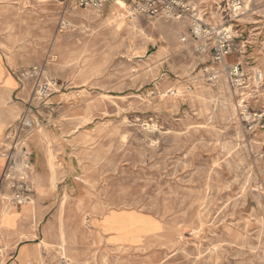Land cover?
Returning a JSON list of instances; mask_svg holds the SVG:
<instances>
[{
    "label": "rangeland",
    "instance_id": "1",
    "mask_svg": "<svg viewBox=\"0 0 264 264\" xmlns=\"http://www.w3.org/2000/svg\"><path fill=\"white\" fill-rule=\"evenodd\" d=\"M116 1L0 0L1 58L43 73L21 86L32 193L17 206L49 243L35 263L64 245L69 264H264V0H207L232 32L223 64L174 21L125 13L119 28ZM117 211L158 228L133 242Z\"/></svg>",
    "mask_w": 264,
    "mask_h": 264
},
{
    "label": "built area",
    "instance_id": "2",
    "mask_svg": "<svg viewBox=\"0 0 264 264\" xmlns=\"http://www.w3.org/2000/svg\"><path fill=\"white\" fill-rule=\"evenodd\" d=\"M62 5L75 9L102 10L108 0H58ZM129 5L133 17L145 16L151 19L174 21L188 29L191 39L198 52H212L213 61L217 64L225 63L227 57L232 53L233 36L227 28L215 27L209 22L208 17L212 14L207 0H121ZM237 72V70H235ZM43 73L39 67H33L30 71L22 74L23 80L38 77L40 83ZM54 82L41 84L36 92L38 100L43 101L49 92H52ZM29 105V104H27ZM26 107L20 118L13 135V146L5 154V165L0 179V191L4 188L11 190L12 201L24 205L30 199L32 188L28 185L27 179L30 175V154L21 140L23 134L32 127L28 120ZM22 135V136H21ZM21 136V137H20ZM1 197V193H0ZM4 258V251L0 248V261ZM55 264H68L62 258Z\"/></svg>",
    "mask_w": 264,
    "mask_h": 264
},
{
    "label": "crops",
    "instance_id": "3",
    "mask_svg": "<svg viewBox=\"0 0 264 264\" xmlns=\"http://www.w3.org/2000/svg\"><path fill=\"white\" fill-rule=\"evenodd\" d=\"M23 82L24 80L18 78L14 70L5 64L0 55V179L6 161L4 153L9 150L8 147L13 141L23 107L26 105L24 99L26 92L21 89ZM38 208L44 209L45 206H38ZM4 209L12 215L11 221L15 223V227L9 229L0 227V248L4 251V258L0 264H14L22 250H25L31 258L29 264H49L46 261L35 263L38 258L37 246L39 245L36 242L39 238L30 230V225L35 221L31 208L6 204L0 200V222ZM44 215L43 213V216H38V222L44 220ZM26 235L32 237L30 242H23V237ZM64 259L67 260V258ZM67 261L69 264V260Z\"/></svg>",
    "mask_w": 264,
    "mask_h": 264
},
{
    "label": "bare ground",
    "instance_id": "4",
    "mask_svg": "<svg viewBox=\"0 0 264 264\" xmlns=\"http://www.w3.org/2000/svg\"><path fill=\"white\" fill-rule=\"evenodd\" d=\"M238 9H241V7L237 8V10ZM125 13H128L131 16H134V15L131 14V10H130L128 4H126L125 2H123L121 0H117L114 3V9H113L112 13L109 15L108 20H110L112 18L120 20L119 28H121L122 23L124 21H126ZM83 16H88V15H83ZM117 30H118V28H117ZM135 54H137V53H135ZM255 82H257L256 77H255ZM25 147L27 149V146H25ZM255 150H257V149H255ZM27 153H28V150H27ZM238 178H240V177H238ZM236 179H237V177H236ZM237 198H238V196H237ZM11 217H12V215L9 213V211H6V209H4L0 227L5 228V229H9V228H12V227L14 228L15 227V223L11 221ZM115 217L120 223L125 222L128 225V227H130V230H129L130 240L133 241V242H135V241L139 242L142 239L144 234H147V233H149L151 231L156 230L158 228V225H159L158 222L155 219H153L152 217L144 215V214H140V213L135 212V211H117ZM39 246L42 249L47 248L49 246V243L47 242V239L41 240V242L39 243ZM60 252H61L62 257L66 258V250L64 248V245L60 246ZM263 253H264V251H263ZM30 260H31V258L27 255L26 251L22 250L20 255H19V257L16 259L14 264H29Z\"/></svg>",
    "mask_w": 264,
    "mask_h": 264
}]
</instances>
